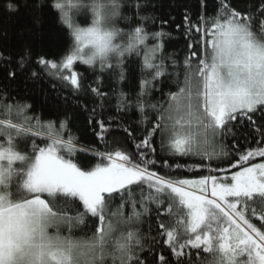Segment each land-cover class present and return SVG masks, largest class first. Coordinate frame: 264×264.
Listing matches in <instances>:
<instances>
[{
  "label": "snow or ice",
  "instance_id": "6c2138e0",
  "mask_svg": "<svg viewBox=\"0 0 264 264\" xmlns=\"http://www.w3.org/2000/svg\"><path fill=\"white\" fill-rule=\"evenodd\" d=\"M46 6L70 30L72 43L58 61L39 57L41 69L79 92L77 63L93 68L98 63L105 71L119 66L126 52L142 48L145 75L136 103L143 113L141 98L150 95L154 82L166 74L162 41L169 34L161 30L150 36L143 25L128 33L115 27L124 0H78L74 6L66 0H48ZM34 7L41 4L34 0ZM70 7L75 9L71 14ZM134 7L138 14L141 5L137 2ZM7 8L16 12L18 4L9 3ZM83 10L91 13L87 26L73 20ZM258 12L257 19L219 0L216 15L200 17L204 23L195 32L203 35L195 45L189 44L196 50L183 62L182 86L168 93L164 104L147 105L157 119L135 144L136 159L120 149L97 152L99 162L84 169L71 158L81 149L70 134L65 139L67 121L58 129L51 121L43 125L38 117L33 123L24 115L30 105L0 99V264H149L142 255L145 246L138 225L142 216L153 212L158 235L177 264H184L182 258L190 260L192 250H197L199 264H264V162L249 163L264 158V124L256 120L257 115L264 116V4ZM150 38L160 42L150 47ZM91 91L98 97L106 95L99 87ZM130 106L121 93L117 110ZM245 121L254 130L257 146L237 153L231 167L239 170L230 177L183 179L153 169L157 164L149 157L156 152L153 137L158 136L161 149L166 147L173 156L211 160L228 154L215 151L217 141L235 137L234 125ZM98 123L103 139L108 129L104 121ZM36 129L46 131L47 142L41 146L33 139L29 153L20 151L17 144L29 134L41 135ZM124 131L132 136L129 129ZM236 148L234 143L232 149ZM57 197L64 198L61 204ZM66 207H74L75 215H69ZM126 207L131 210L128 214ZM253 218L260 221L259 227ZM86 221L96 224L94 231L74 239L73 227ZM62 225L68 235L61 234ZM201 252L206 256L201 258ZM156 258L158 264H166L165 255Z\"/></svg>",
  "mask_w": 264,
  "mask_h": 264
},
{
  "label": "trees",
  "instance_id": "16d2710c",
  "mask_svg": "<svg viewBox=\"0 0 264 264\" xmlns=\"http://www.w3.org/2000/svg\"><path fill=\"white\" fill-rule=\"evenodd\" d=\"M41 4L40 8L34 7V0H0V99H7L12 104H27L28 108L24 115L39 118L43 125L49 121L59 128L61 122L67 121V130L63 132L65 139L69 136L75 138L74 143L78 150L71 158L84 169H88L99 162V157L95 153L123 150L136 159L137 150L135 144L145 135V130L149 123H154L157 119L156 112L148 107L151 104H164L168 99V93L176 92L182 86L184 78L185 58L195 47L189 48V44L195 45V41L203 35V32H195L196 26H202L203 15L206 19L216 15L219 0H124L121 8V15L114 19L113 25L122 30L123 33L130 32L135 26L143 25L150 36L151 33L163 30L169 34L163 38V53L165 57L166 74L154 82L151 94L141 99L145 103V111L140 112L136 100L140 91L144 51L137 48L132 52H126L122 63L113 69L101 71L99 64L95 68L77 63L74 67L80 74L81 90L75 91L66 83L61 82L56 77L48 75L37 64L39 57L59 60L70 48L72 37L70 30L60 21L58 14L47 7L48 0H36ZM141 5L137 14L135 4ZM226 2L237 11L250 13L259 18L261 15L258 9L264 0H226ZM9 3L18 4V11L10 12L7 8ZM70 6L78 3V0H66ZM70 14L75 11L74 7L69 8ZM185 16L188 21H185ZM148 17L149 19H142ZM91 13L87 10L80 11L73 15V20L81 26L90 23ZM257 21L254 20L255 24ZM189 25L192 30L189 31ZM151 38L148 45L154 43ZM157 54V62L159 56ZM194 60L196 58H193ZM175 61V65L173 64ZM115 65L116 58L113 59ZM123 71L124 79H120V72ZM38 73L34 76L33 73ZM9 73H15L10 76ZM99 87L106 93L104 97L96 96L91 89ZM124 93L129 104L128 108L117 110L120 101V94ZM101 104L103 105L101 107ZM104 121L108 129L100 135L98 121ZM257 124H264V116H256ZM131 131L130 137L124 129ZM236 136H228L223 140H218L215 145L217 153L211 160L202 159L198 155L173 156L165 147L161 149L158 136L153 137L152 144L156 148L154 154L149 153V157L157 161L153 169L161 174L171 175L183 179H200L205 176L214 175L217 177L229 176L238 171V168L231 167V164L238 159V152L247 148H255L256 136L254 130L247 121L243 124L237 123L233 129ZM40 136L32 137L29 134L23 142H19L17 147L20 151L29 153L30 142L35 139L39 145L47 142V133L43 129H36ZM3 138L0 137V141ZM238 148L232 149L233 144ZM264 143V141H262ZM211 151V148H209ZM141 151L149 152L148 149ZM167 162L168 167H165ZM264 158L256 157L249 163H261ZM180 167H176V165ZM20 164L17 163L16 167ZM209 169H223L222 171H209ZM64 198L57 197L56 203L61 204ZM119 204V200L115 202ZM79 207L78 202H74ZM69 215H75L74 207H66ZM130 208H125V213L130 212ZM90 220V218H89ZM253 222L258 224V220L253 218ZM95 223L86 221L79 227H73L72 237L74 239L87 236L94 231ZM142 234V243L145 251L142 253L149 261V264H158L157 256L163 254L166 257V264H177L167 247L163 243V238L158 235L159 229L156 224L155 213L151 216L141 217L138 225ZM55 229H50L54 232ZM62 235H68L66 226H60ZM155 238V239H154ZM151 254H150V251ZM192 250L193 256L182 258L184 264H199ZM206 254L201 252V258Z\"/></svg>",
  "mask_w": 264,
  "mask_h": 264
},
{
  "label": "rangeland",
  "instance_id": "374dc122",
  "mask_svg": "<svg viewBox=\"0 0 264 264\" xmlns=\"http://www.w3.org/2000/svg\"><path fill=\"white\" fill-rule=\"evenodd\" d=\"M209 148H211V146H210ZM17 163H19V162H17ZM259 222H260V221H259ZM259 225H260V223L257 224L258 227H259ZM49 231H50V229H49Z\"/></svg>",
  "mask_w": 264,
  "mask_h": 264
}]
</instances>
